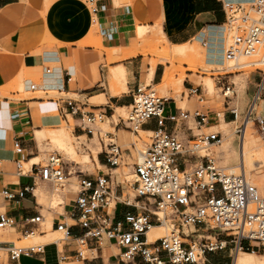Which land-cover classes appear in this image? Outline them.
Segmentation results:
<instances>
[{
  "label": "crops",
  "instance_id": "0c3cea01",
  "mask_svg": "<svg viewBox=\"0 0 264 264\" xmlns=\"http://www.w3.org/2000/svg\"><path fill=\"white\" fill-rule=\"evenodd\" d=\"M221 1L94 0L90 5L86 0H0V88L4 87L9 79L8 73L3 71L4 68L17 67L18 61L28 62L34 52L44 45L52 44L53 49L49 48L41 53L43 65L41 83L35 84L34 90L32 89V85H34L32 79H24L22 84L28 95L57 93L67 96V98H61L58 101L50 99L46 102L41 97L16 100L2 96L0 93V214H5L14 221L12 228L4 230L9 233L0 235L2 249H8L14 244L11 241H4L8 237L18 236L20 241L23 237L24 239L32 237L30 239L46 240L48 236L45 232H42L40 236H25L29 231L37 232L41 224L49 225L51 228L49 236L61 235L56 230V224L59 221L68 224L72 233L63 250V255L68 258L67 263L125 264L120 258V247L107 239L101 242L88 240V252L90 253L88 260L81 262L76 259V239L84 235V230L76 225L73 217V203L77 194L70 197H67V194L62 195L63 204L59 205L61 212L43 207L48 196L53 192L52 184L41 182L35 178L36 164H40V156L46 153V150L42 148L46 147V143H48L44 141L47 138L45 131L58 128L63 122L68 125L70 122L76 123L73 130L70 129L71 126L68 127L63 133L64 140L61 141L71 154V162L80 164L93 161L95 167L98 165L100 168H107L108 165L103 163L100 158L104 149L100 137L102 131L95 125L98 132L90 135L86 130L83 117L69 114L70 108L67 101L72 99L71 95H77L81 99L85 97V100H75L77 101L76 105L82 110L93 113L105 112L107 119L102 124L114 130L113 134L118 137L119 141L121 137L128 138L130 132L116 129L120 110L130 109L133 95L139 87L144 86V81L151 82V85L148 86H161L167 91L166 85L169 83L171 75L170 61H174L169 60L172 57L170 55L172 46L194 45L200 48V45L210 56L205 59V62L207 61L211 65L215 62L219 65L226 63L224 56L228 41L227 28L225 27L227 15ZM92 7L96 8L95 12L92 11ZM148 34L153 41H157L159 37L158 47H163L161 52L166 63L158 62L153 65L151 61L155 57L151 55V48H146L143 43L137 42L136 35L139 38H145ZM81 42L104 51L103 59L110 66L97 67L100 57L96 55L94 47L90 46L83 49L81 66L71 65L72 59L80 52L79 44ZM174 59L182 60L183 58L179 56ZM34 60L33 58L31 64ZM46 70H51V74H46ZM92 70H94L93 76L96 79L100 77V82L96 85L93 84ZM188 76H192V73L189 72ZM243 76L241 84L235 83L238 86V91L236 87L234 110L238 113V120L234 121L231 109L225 106V111L222 114L219 111L208 109L205 113L207 123L197 126L199 133L207 129L223 134L220 143H216L208 151L202 152H210L216 157L219 165L226 169L236 166L241 161L242 138L241 143L239 141L237 144L235 136H237L238 124L243 119L242 115L252 99L257 83V81H252V77L249 79V75ZM185 78L176 79V83L180 89L185 88L190 92L196 86L189 80L184 85ZM117 82L121 84L119 88L116 87ZM252 86L254 87L253 92H251ZM208 87L211 92H215L213 79L209 80ZM88 98L105 104L92 106L88 103ZM184 98L185 94L182 96V103ZM194 98L195 96L189 95V102ZM54 104L57 105L59 114L48 113L50 109H53ZM182 112L192 115L190 110L179 107L176 99L168 98L165 104L166 118L179 115ZM192 122L196 124L198 120L190 116L178 131L174 122L166 120L165 129L168 132H177L187 140H191L196 136L194 129L190 127ZM158 128L157 120L152 119L142 126L141 133L152 134L151 132ZM108 135L113 136L112 134ZM229 138L231 139L229 140ZM74 139L86 141L87 145H83L87 151L84 156L80 155L78 148L71 143L70 140ZM107 140L109 142L116 141L115 138H107ZM98 142L101 150L98 149ZM16 143L23 149L21 154L15 150ZM88 146L92 147L88 148ZM212 148L214 151H211ZM134 152H137V161H139L142 152L138 149H134ZM132 157V154L129 155L131 160ZM128 166L127 178L130 181V177H133L131 180L133 181L137 177L132 171L131 164ZM26 168H30V170L27 172ZM21 169L25 174L20 172ZM97 170V168L95 172L81 170L78 173L88 172L86 176L91 179L109 174L104 170L98 172ZM119 170V168L111 169V175L115 174L119 178ZM70 173L73 175L77 172ZM76 178L74 176L70 180L73 181ZM26 187H32L35 191L34 195L30 192L23 197L19 196L18 194ZM6 190L17 194V196L11 200L6 199L3 196V192ZM115 190L117 193L118 189L115 188ZM70 191L71 189L68 190V192ZM262 193L264 194V192ZM132 207L121 202L117 204L113 223L123 221L127 213L144 214V211L138 212L140 209ZM120 208L124 211L122 218L119 216ZM40 216V223H30L32 219ZM149 241L152 240L149 238ZM63 255L59 253L53 243L46 244L44 254L33 257L21 256L18 262L13 264H63L60 261ZM214 257H218V259L210 263ZM220 257L224 258L218 253L209 254L205 264H229L228 261L224 262ZM230 262L233 264V260ZM136 264L139 263L136 262ZM234 264H264V255L241 252L235 255Z\"/></svg>",
  "mask_w": 264,
  "mask_h": 264
},
{
  "label": "built area",
  "instance_id": "2783aa9c",
  "mask_svg": "<svg viewBox=\"0 0 264 264\" xmlns=\"http://www.w3.org/2000/svg\"><path fill=\"white\" fill-rule=\"evenodd\" d=\"M86 1L90 5L94 2ZM221 2L227 15L225 26L229 40L225 59L233 64V69H253L249 79L253 75L258 76L255 92L245 108L242 128L237 131L240 135L239 141L241 143V138L244 139L249 123L257 126L264 138V0ZM92 11L95 12L96 8L92 7ZM243 59L247 60L246 64H242ZM46 72L50 74L51 70ZM240 73L243 72L237 71L224 75L225 78H219V89L227 101L235 96L236 84L230 79ZM35 88L36 85H32V89ZM189 93L197 97L200 104L206 101L202 86L192 88ZM167 101L168 98L161 97L151 86L139 87L129 106V117L127 120L120 118V123L116 126L117 129L124 126L138 132L149 120H157L159 128L151 132V144L135 164L137 181L134 183V201L144 199L143 205H140V201L134 204L129 198L123 200L124 192L117 195L110 174L91 179L84 173H78L79 190L73 203V217L76 225L84 230V235L76 239L75 254L78 261L88 260V240L101 242L104 239L111 240L120 247V258L125 264H199L201 261L205 264L209 254L223 253L226 250L233 252L232 260L241 251H264V197L249 182L244 172H229L221 168L215 158L198 155L210 144L220 143L222 133H202L185 142L179 133L168 132L165 129L166 120L174 122L180 131L190 116L198 120V126L207 123V115L195 111L192 115L182 112L166 118ZM76 103L74 99L67 101L69 114L81 115L85 123L94 125L97 120L104 122L107 119L105 112L99 115L86 112ZM231 114L236 121L238 113L234 108L231 109ZM86 130L94 135V130L87 124ZM109 147V152H104L107 164L116 167L119 165L121 150L113 143ZM15 150L18 154L23 151L17 143ZM59 158L51 155L46 165H36L35 178L58 186L66 184L71 173ZM194 159L198 161L193 163ZM119 187L121 186L115 188ZM30 192L33 195L35 193L32 187H26L18 195L23 197ZM3 196L11 200L17 194L6 190ZM120 202L141 209L144 214L127 213L123 221L114 224L113 215ZM168 211L170 215L167 214ZM40 222L41 216L30 221L31 224ZM164 223L169 226V233L150 243L148 232L152 227ZM13 226L14 221L11 218L0 214L1 229ZM201 226L205 228L203 231L199 230ZM56 229L64 233V243L72 236L70 226L66 223L58 221ZM200 232H216L210 234L215 238L202 236L198 240L201 237ZM29 233L33 234L34 231L25 235ZM222 235L226 239H222ZM246 242L252 246L245 247ZM44 252L45 245L26 249H18L15 244L8 249L0 247V264H13L21 256L33 257ZM59 253L63 255V251ZM60 261L70 264L66 262L68 258L64 255Z\"/></svg>",
  "mask_w": 264,
  "mask_h": 264
},
{
  "label": "rangeland",
  "instance_id": "374dc122",
  "mask_svg": "<svg viewBox=\"0 0 264 264\" xmlns=\"http://www.w3.org/2000/svg\"><path fill=\"white\" fill-rule=\"evenodd\" d=\"M119 4V2H117ZM151 31L154 29H150ZM227 36H228V31H227ZM136 39L137 42L139 43H143L146 48H151V55L155 57V59L153 61H151V63L153 65L158 64V62H163L166 63L165 60H163V56H162V46L158 47V40L157 41H153L152 38L150 37V34H148L145 38H139L136 35ZM87 40V39H86ZM85 41V40H84ZM82 41V42H84ZM82 42L79 44V46L81 47L80 52L75 56V58L72 59L71 61V65L74 66H81V58H82V54L83 53V49L85 47H94L88 44H82ZM229 44V40L226 43V47ZM135 45V44H133ZM200 49H202L203 51H201V53H205L206 50L203 49L200 45H199ZM53 49V45H44L42 46L40 49H38V51L34 52L32 57L29 58L28 62H17L16 65L18 64V66H14V68H4L3 71L4 73H8L9 75V79L6 81V84L4 87L0 88V93L2 94V96H8L10 98H15L16 100H21V99H28V98H32V97H41L43 98L46 102L50 99H54L55 101L60 100L61 98H67V96L65 94H57L54 93L53 95H48V94H44L42 93L40 94H31L28 95L25 93V89L23 86V80L24 79H32L34 84L37 83H41L42 81V69H43V65L41 62V53L44 50L47 49ZM95 49V53L97 56L100 57L98 63H97V67L101 66V65H108L110 66V64L105 61L103 59V55H104V51H101L100 49L94 47ZM207 53V52H206ZM205 53V54H206ZM33 58L35 59L33 61V63L31 64V61L33 60ZM182 60H175L173 57H171L169 60H174V61H170V81L169 83L166 85V89H163L161 86L158 87H152L156 92H158V94L161 97H165V98H174L178 101L179 103V107H181L184 110H190L192 112V114L195 113V111H203L204 113H206V111L208 109L211 110H216L219 111V113H223L225 111V106L229 105V108L233 109L235 107V100H234V96L231 97V101H227L224 96L221 94V90L219 89V78H225L224 75L226 74H230V73H236L237 71H242L243 73L240 74H235L233 76V78H231L230 80L236 84H241L243 82L244 76L243 75H249L250 72L253 70L251 68H241V69H233L232 63L226 62L225 64H221L219 65V63H213L212 65L209 64L207 61L205 62L202 61L201 59H193L192 57L190 58H186V57H182ZM9 62V61H8ZM242 64H246L247 60L243 59ZM96 67V68H97ZM93 71H91L92 74V79H93V84L96 85V83L100 82V77L98 79L95 78V76H93ZM191 72L192 76H188V73ZM219 76H223V77H219ZM242 76V77H241ZM183 77L185 78V82L184 85L186 83L187 80H189L190 82H192L196 87L198 86H202L203 90H204V94L206 95V101L204 103H198V98L195 97L192 101L189 102V92L185 90V88L180 89L179 85L176 83L177 80L176 79H181ZM240 77V78H239ZM252 77V81H257L258 80V76L253 75ZM214 80L215 83V92H211L209 87H208V83L209 80ZM19 81V82H18ZM18 82V84H17ZM151 85V82L148 80L147 82L144 81V86H148ZM121 84L120 83H116V87H120ZM237 87V91H238V86ZM254 91V87L252 86L251 92ZM235 92H236V88H235ZM185 94V98L183 99V103L181 102L182 96ZM72 99L74 100H82L85 97H83L81 99V97L77 96V95H71ZM1 97V95H0ZM89 99V98H88ZM87 99V100H88ZM85 100V99H84ZM88 103L92 106H100L103 105L105 103H100L98 101H93L91 99H89ZM196 105H198V107H195ZM228 107V106H227ZM130 110L131 109H126L124 111L120 110V118H123L124 120H127V118L129 117L130 114ZM245 112V110H244ZM48 113L51 114H59L58 110H57V105L54 104L53 105V109H50L48 111ZM96 115H99L101 112L97 111L94 112ZM244 114L242 115L243 118ZM120 118L118 123H120ZM71 121V120H70ZM97 123V124H96ZM96 126L98 129H100L102 132L100 133V137H101V141L104 144V149H103V153L101 155V160L103 161V163L107 164L106 161V156L104 154V152H109L110 149V144H116V147H119L121 150V156L118 158V162L119 165L116 167H111L107 166V168H100L98 165H96V167L94 166L93 161L92 162H81L80 164L77 163H73L72 161V157L71 154L69 152V150L67 148H65L64 145H62V139L64 140L63 137V133L66 132V130L68 129V127L71 126V130H73V126L76 124H73V122H70V125H68L66 122H63L61 124L60 127L55 128V129H49L45 131L46 134V139H44L45 143L47 144L46 147H42L44 150H46L45 154H42V156H40V161L39 163L41 164V166H44L47 164L48 159L51 155H57L61 158L62 162H64L65 167L68 168L69 172H77L76 174H73L72 177H77L76 180H70L72 177L70 176L68 179V183L66 185V189L64 191H62L61 188L57 187V186H52V190L53 192L48 196L47 202L45 204H43V207L46 209H53L56 212H61V207L59 206L60 204H63V198L62 195H66L67 197L72 196L73 194H77L79 188V179H78V172H80L81 170L83 171H90V172H95L96 168L98 169L97 172L99 170H104L105 172L109 173L110 175L112 174V172L110 171L111 169H116L119 168L120 170V177L117 178L116 175H111L112 177V186L115 187L116 186H121L118 188V192L117 195H120L122 192H124V199H128L130 200V202L132 203H136L138 201H140V205H143L142 203L145 202L144 199L142 200H137L134 201V198L136 196V192L134 190V183L136 182L137 179L131 181L133 179V177H130V181L127 178L128 175V169L127 167H129L128 165L131 164V166L133 167L132 171L133 173H135V164L138 162L137 161V157L138 154L137 152H134L133 146L136 145L138 151H141L142 153L147 149V147L151 144V138H152V134H143V133H138V132H134L131 128L129 124H126L127 127H129L130 129H126L124 126H120L119 130H126L128 132H130L129 137L128 138H122L120 139V141L117 139L118 137H116L115 134H113L115 131L112 130L111 128L106 127V125L102 124L99 120H97L96 122ZM88 126H90L93 130H94V134L96 132H98L95 128V124L94 125H90L88 122L86 123ZM242 124H243V119H241V121L238 124V129L242 128ZM254 125V124H253ZM190 127L194 129L196 135H200L202 133L204 134H212V133H216V130H207L204 129L203 132L199 133L197 131V125L192 122L190 124ZM75 128V126H74ZM249 133H248V140L250 142V144L252 145V151L256 154L258 153L261 149H264V138L261 135V133L259 132L257 126H252L249 127ZM58 129H60V131H57ZM117 129V128H116ZM237 129V126H236ZM73 132V131H72ZM68 133V132H67ZM108 134H112L113 136H110ZM223 135V134H222ZM240 135L237 134V136H235V140L237 141V144L239 143L240 140ZM107 138H115V142L112 143H108L109 140H107ZM180 138L182 140H185V142H187V138L180 135ZM231 138H229L230 140ZM71 143L76 146L79 150L80 155L84 156V154H86V150L84 149L83 145H87L86 141L83 140H70ZM83 146V147H82ZM92 146H88V148H91ZM210 148V146H209ZM207 148V149H209ZM98 149L101 150V146L100 143L98 142ZM211 151H214V148L211 149ZM133 155V159L131 160L129 158V155ZM208 154H210V152H199L198 155L199 156H207ZM100 156V154H99ZM212 158L216 157L214 155L211 154ZM105 161V162H104ZM193 163L197 162V159L192 160ZM217 163L218 160L216 159ZM24 163V162H23ZM22 163V164H23ZM134 165V166H133ZM219 165V163H218ZM181 167H183L182 165H180ZM31 168V167H30ZM30 168H26L25 170L28 172L30 170ZM228 170V169H227ZM246 172H247V177L248 180L251 184H253L254 186H256L258 188V190L260 191V193L262 194V192H264V159L261 160L260 164L257 166V168H249L248 166L246 167ZM241 171L238 170L237 173H240ZM88 172H85L84 175H86ZM102 176V175H101ZM114 178V179H113ZM258 182L259 185H256L255 183ZM72 184V186H71ZM59 189V190H58ZM71 189L70 192H68V190ZM133 196V197H132ZM66 197V198H67ZM133 208V207H132ZM135 209V208H134ZM138 212H142V210L140 209ZM124 211L122 208L119 209V216H121V218L123 217ZM167 214L170 215V211L167 212ZM162 229V236H166L168 234V229L167 228H161ZM205 228L203 226L199 227L200 231H203ZM50 231L51 228L49 227V225L47 224H41L40 229L36 232V236H40V234L42 232H45L46 235L48 236V238L46 240H38V239H30V240H25L24 237L21 238V241L19 240L18 236H14L12 238L8 237L6 239H4V241H11L14 242V244H16L17 248H22V249H26V248H31L34 246H38V245H46V244H52L58 237H60V235L57 236H49L50 235ZM4 233H9L8 231H4V230H0V235L4 234ZM202 232H200L199 234H201ZM216 232H212L209 234H213ZM206 234V233H205ZM22 237V236H21ZM209 237H212L211 235H209ZM214 237V236H213ZM222 239H226L225 235L221 236ZM196 238V237H195ZM202 237H199L198 240H201ZM155 240H157V237H155L152 241L150 242H154ZM64 246L65 243H63V246L61 248V251L64 250ZM245 247H251L252 245L249 244L248 242L244 243ZM248 252V251H247ZM251 252V251H249ZM257 253H259V255H264V251H256ZM243 253V252H242ZM220 256H223L224 258H221V260H223L224 262L228 261L229 264H231L230 260H232L233 258V252L231 250H226L223 253H218ZM6 256V255H5ZM86 256H90L89 252H86ZM228 256H232V257H228ZM7 258V257H6ZM218 259V257H214L212 258L211 262H214Z\"/></svg>",
  "mask_w": 264,
  "mask_h": 264
},
{
  "label": "bare ground",
  "instance_id": "6f19581e",
  "mask_svg": "<svg viewBox=\"0 0 264 264\" xmlns=\"http://www.w3.org/2000/svg\"><path fill=\"white\" fill-rule=\"evenodd\" d=\"M226 28H227V26H225ZM228 31V30H227ZM203 51L202 49H200V48H198V47H196V46H194V45H192V46H190V45H187V46H172V48H171V51H170V55H172V57L173 58H176V57H179V56H181V57H186V58H190V57H192L193 59H195V58H199V59H201L202 61H204L206 58H209L210 56H208V54L206 53H201V51ZM216 57H219V55H216ZM224 59H225V56H224ZM225 61H226V59H225ZM227 62V61H226ZM230 63V62H229ZM46 74H48L47 72H46ZM51 74V73H50ZM48 76V75H47ZM235 95H236V92H235ZM263 106H264V103H263ZM237 112V111H236ZM237 120H238V118H237ZM236 120V121H237ZM235 121V120H234ZM102 123V122H101ZM97 124V123H96ZM95 124V125H96ZM252 125H253V123H249L247 126H246V132H245V137H244V139L242 138V152H241V161H240V163L239 164H237L236 166H232V167H229L228 168V170L226 169V168H224L225 170H227V171H229V172H232V173H237L238 172V170H240L241 172H244L245 174H247V172H246V167L248 166L249 168H252V167H254V168H257V166L260 164V162H261V160L262 159H264V149H261L258 153H254L253 151H252V145L250 144V142H249V140H248V133H249V130H250V128H248V127H252ZM254 126V125H253ZM237 131H238V129H237ZM142 132V130L141 129H139L138 130V133H141ZM181 135V134H180ZM108 143H112V142H108ZM214 144H216V143H214ZM214 144H210L209 146H210V148H211V146L212 145H214ZM133 148L134 149H137V147H136V145H134L133 146ZM207 148H209V147H207ZM207 148H203L200 152H202V151H204V150H207L208 151V149ZM209 148V149H210ZM207 156H211V154H209V155H207ZM141 157H142V154H141ZM141 157H140V159H141ZM60 160H61V158H59ZM139 159V160H140ZM62 161V160H61ZM217 162V161H216ZM218 164V163H217ZM36 165H41V164H36ZM220 166V165H219ZM221 168H223V167H221ZM21 172L23 173V171H22V169H21ZM23 174H25V173H23ZM136 174V173H135ZM71 176H72V173H71ZM247 176V175H246ZM136 177H137V175H136ZM247 179H248V177H247ZM69 180V179H68ZM137 181V180H136ZM44 183H48V182H44ZM68 183V182H67ZM67 183L66 184H64L63 186H58V185H55V184H52V183H49V184H52L53 186H57V187H59V188H61L62 189V191H64L66 188V185H67ZM256 185H259L258 184V182H256L255 183ZM253 185V184H252ZM256 187V186H255ZM258 189V188H257ZM59 190V189H58ZM135 190V189H134ZM259 191V190H258ZM259 193H260V191H259ZM261 194V193H260ZM263 197H264V194L262 193L261 194ZM133 197V196H132ZM156 227H158V228H156ZM160 227H163V228H167L168 229V231H169V226L166 224V223H164V224H162V225H158V226H154V227H152L151 228V230L148 232V234H149V237H148V241H149V238H150V240H153L155 237H157V239H160V238H163V236H162V229L160 228ZM10 228H12V227H8V228H4V229H1L0 228V230H7V229H10ZM57 230V229H56ZM193 230V229H192ZM57 232H59L61 235H60V237H58L54 242H53V244L57 247V249L59 250V251H61V248H62V246H63V243H64V241H63V239H64V233L62 232V231H59V230H57ZM191 232V231H190ZM169 233V232H168ZM36 235V232H34L33 234H31V233H29V234H27V235H25V236H27V237H29V236H35ZM209 235L210 234H200V236L202 237V236H207V237H209ZM148 236V235H147ZM212 237L211 238H215V236L214 235H211ZM214 236V237H213ZM165 237V236H164ZM30 238H32V237H30ZM30 238H25V240H29ZM156 241V240H155ZM154 241V242H155ZM150 242V241H149ZM150 243H153V242H150ZM16 246V245H15ZM43 246V245H42ZM32 248V247H31ZM18 249H22V248H18ZM241 252H247V251H241ZM240 252V253H241ZM252 253H257V252H252ZM237 254H239V253H237ZM259 254V253H258ZM236 255V254H235ZM235 255H234V258H235ZM202 263H204L203 261H201L199 264H202ZM233 264H234V260H233Z\"/></svg>",
  "mask_w": 264,
  "mask_h": 264
}]
</instances>
